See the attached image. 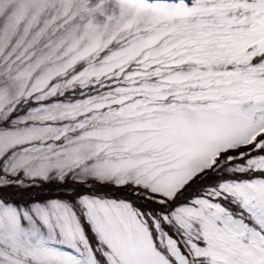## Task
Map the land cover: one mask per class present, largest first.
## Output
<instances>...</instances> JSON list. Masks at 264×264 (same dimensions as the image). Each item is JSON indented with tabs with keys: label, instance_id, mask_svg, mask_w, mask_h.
I'll list each match as a JSON object with an SVG mask.
<instances>
[{
	"label": "snow or ice",
	"instance_id": "obj_1",
	"mask_svg": "<svg viewBox=\"0 0 264 264\" xmlns=\"http://www.w3.org/2000/svg\"><path fill=\"white\" fill-rule=\"evenodd\" d=\"M0 264H264V0H0Z\"/></svg>",
	"mask_w": 264,
	"mask_h": 264
}]
</instances>
